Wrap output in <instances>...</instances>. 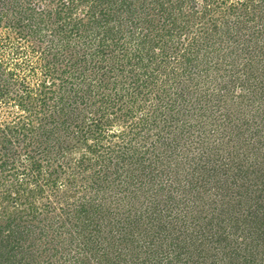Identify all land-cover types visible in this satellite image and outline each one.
I'll use <instances>...</instances> for the list:
<instances>
[{"label":"trees","instance_id":"1","mask_svg":"<svg viewBox=\"0 0 264 264\" xmlns=\"http://www.w3.org/2000/svg\"><path fill=\"white\" fill-rule=\"evenodd\" d=\"M4 29L0 264H264V0H0Z\"/></svg>","mask_w":264,"mask_h":264},{"label":"rangeland","instance_id":"2","mask_svg":"<svg viewBox=\"0 0 264 264\" xmlns=\"http://www.w3.org/2000/svg\"><path fill=\"white\" fill-rule=\"evenodd\" d=\"M257 23H258V25H260L259 20H257ZM0 33L4 36V38H7V34H9L8 31H6L5 29L2 30ZM10 34L13 35V37H14V39H12L11 41L9 40V38L8 39H4V40H0V58H1V60L9 59V53L11 51V49H10L11 47H9V46H11V42L12 41H15V39H16V41L18 40V37L15 35V33L14 34L13 33H10ZM3 45H5V46H3ZM250 57L251 56L248 53V56H246V58L250 59ZM254 59H255V61L253 63H251V65H253L252 68L253 69H256V71H255V73H257L256 75H263L264 73L262 71H264L263 70V67L264 66H263V62H261V60L259 58V55L257 56V58H254ZM263 59H264V57H263ZM257 67H261L262 70L257 69ZM251 70L249 69V71H251ZM162 72H163V70H162ZM162 72H160V76H162V79H165L168 82L172 81L171 80V78H172V74L171 73H169V74L166 73L164 75V73H162ZM179 80L183 81L184 83L187 81L184 78H181ZM258 80L263 81L262 78H259V77H258ZM166 85L169 88L168 83H166ZM215 88L211 89L210 91H212V90L214 91ZM216 91H214L215 94H217ZM223 91L225 92L224 97L226 98V103H228V105L230 106V112L238 113V111L239 112L242 111L243 113H245V112L248 113V116H250L252 113H254V110H252V107L257 108V105L258 104L252 102V100H254V98H256L255 96L257 94H259L258 92L257 93L256 92L249 93V90L248 91L245 90L240 85L239 86L237 85L236 90L233 89L232 91H230L229 89H227V90H223ZM145 99H148V100L142 101L139 107H138V104H136V103L135 104L128 105V107H135V110L136 111H135V117L134 118H125V119H122L121 121H118L119 124L116 127H111L110 131H112L113 128H116V129L119 128L118 129L119 131H124V130L126 131V132L124 131L126 133L125 134V138L122 139V138H118L117 137V138L114 139V142L111 143L113 145V147L116 148V147H118V145H121V144L122 145H125L126 143L128 144L131 139H134L133 141H135L137 139V137H138V134L142 132V127L141 126H138V124H140L142 122V119H143L142 117L144 116L145 109L147 107L148 108H151V106L155 105V103L157 102L156 101V98H152V96L150 98H145ZM248 101H250V103H248ZM261 107H263V106H261ZM15 110L17 111L16 108H15ZM259 113H260L261 119L258 118L257 121L260 122V121H263L264 112L263 111H259ZM201 120L204 121V122L205 121H207V122H213V120H211V119H204V118H202ZM230 128L232 129V126ZM221 131L222 130H220V132ZM134 132H136L135 136H134ZM145 132L142 133V135L138 138V140L136 141V143L139 142V141H141L143 139L142 137L145 136ZM156 132H157V129H151V133H150V138H151L150 139V143H151V141L152 142H155L156 141V138H157L155 136L156 135ZM110 135H112L111 132H110ZM197 138L195 137L193 139L194 142H192V146H190V150L193 151L195 149L194 150L195 151L194 153H197L198 154L199 152L202 151V145L200 144V142H198V140H202V141L205 140L204 142L207 143V145H209V146H218L219 144H218L217 141L221 137L219 135H217V134H210L209 132H206L204 135L202 134L200 137L197 136ZM75 142L76 141H72L71 140V143H75ZM94 142H96V141H94V139L93 140H90V143H94ZM109 143H110V138H106L105 141H104V144L108 146ZM83 149H84V147L82 148V152L78 151L76 153H73V156L76 159H81V156H82L83 153H86V154L89 155V153L87 151H84ZM167 150L168 151L172 150L174 152V150H173L172 147L171 148H167ZM186 150L180 148L181 155H184L185 154V155H189L190 156V154H191L190 153V150L188 148ZM104 153L106 154L105 156L107 157V159H109V160H112V159L115 160L116 159V157H114V155H110V154L107 155L106 152H104ZM69 156H72V154L69 153ZM89 156H91V155H89ZM38 157H40V159H43L44 156H42V154H39ZM91 157L93 159L92 160V163H95V161H97L96 157H94V156H91ZM181 157L182 156H180V158ZM109 160H107V162ZM45 163L46 162H44V164ZM88 163H90V162H88ZM111 167H112L111 170H109V168L107 169L108 170V174H112L110 172L113 170V166H111ZM183 167L185 169V172L183 174H181V175L183 177H186L187 176L188 178L191 179V174L189 173V171H192L193 168H191L190 166H189L190 167L189 168L186 165L181 166L180 168H183ZM95 168H96V165H94V169ZM97 168H100V167L97 166ZM90 170L88 171V173H90ZM198 174L199 173H197L196 175H198ZM173 178H175V175L173 176ZM203 190L204 189H200V194L198 195L199 197H202V196L205 195V194H203ZM197 193H199V190L197 191ZM213 199H214V196L211 197V198L205 197V199L203 201H205V200L211 201ZM62 203H63V201H62ZM25 252H27V251H25ZM52 253L54 254L55 252H52Z\"/></svg>","mask_w":264,"mask_h":264}]
</instances>
